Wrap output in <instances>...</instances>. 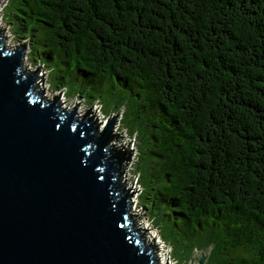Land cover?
I'll return each instance as SVG.
<instances>
[{"label": "trees", "instance_id": "trees-1", "mask_svg": "<svg viewBox=\"0 0 264 264\" xmlns=\"http://www.w3.org/2000/svg\"><path fill=\"white\" fill-rule=\"evenodd\" d=\"M3 13L49 73L52 60L141 97L134 136L144 128L157 147L149 220L172 246L195 239L206 264H264V0H10Z\"/></svg>", "mask_w": 264, "mask_h": 264}, {"label": "water", "instance_id": "water-1", "mask_svg": "<svg viewBox=\"0 0 264 264\" xmlns=\"http://www.w3.org/2000/svg\"><path fill=\"white\" fill-rule=\"evenodd\" d=\"M25 52L0 39V264H156L132 219L116 117L101 130L45 98ZM210 250L190 264H205Z\"/></svg>", "mask_w": 264, "mask_h": 264}, {"label": "rangeland", "instance_id": "rangeland-1", "mask_svg": "<svg viewBox=\"0 0 264 264\" xmlns=\"http://www.w3.org/2000/svg\"><path fill=\"white\" fill-rule=\"evenodd\" d=\"M9 1L10 0H0V24L6 27L7 36L10 38V43L16 46V44L20 43L16 39L20 38L14 35L13 30L17 29L16 27L13 29L11 24L5 22V15L3 13ZM41 38L42 34L40 32H37L36 36L34 37V45L32 46L35 48V50H40L42 54V60L47 61L48 59L45 53L47 46L44 42L41 41ZM20 40L23 41V39ZM25 41L27 43V53L25 56L24 64L30 71H34L33 69H36L37 66H41V69L39 70V76L43 80H45V82L43 83L44 86L48 88L49 94H51V96H49L50 99L54 98V96L59 97L57 93L62 91L56 90V87L59 84H63L61 90H64V93L69 98V100L78 95V92L83 93L85 98L82 99L77 96L73 98L74 101L71 99L73 104L70 105V107L78 104L81 107L80 112L82 113V115L90 113L93 118L98 121L101 130L106 126L108 120L113 115L116 117L113 126L115 136L121 143L133 150L130 162L127 167L126 177L130 187L133 190L135 211L141 214L142 218L140 219V221L142 222V226L144 228L147 227L146 229L148 231L149 237L151 233V238H153L155 242H157V249L162 256L163 263L190 264V261H183V257H186L187 259L190 255L189 258H191L194 251L195 257L193 261L197 262V258L201 250L205 251L206 253L208 252L207 250L202 248H196L193 251H190L192 249V245L198 243V240L190 239L188 242H185L183 244L174 243V245L172 246L171 242L167 241L163 237L160 230L158 231L152 224L151 220H149V218H151L150 213L153 209L152 197L154 196L155 199L157 198L156 189L152 190L151 188L158 186L153 175L154 173H157V171L156 169H153V167L145 169L144 165L147 163L148 165L154 163V161H151L150 156L152 155L150 151L154 149L156 150L157 147L155 146V139L151 137V134L148 131H144V128L141 129V133L138 139L134 136L135 129L141 128V123H145L146 118L144 119V117L146 114H148L146 110H143V119H141L140 117H136V114H141L140 112H136L139 109V102L141 101V97L135 95L131 88H122L121 85H116L112 79L105 81H92V83L85 82L83 79L79 78L75 72L70 73L69 71H60V69H63L64 67L61 65L60 67H57V65L52 60L48 62L51 68V72L49 73L46 68L47 66L45 67V65L40 62L39 59L41 58L37 52L35 54H31V58L36 55L35 59L37 60L32 61V59H30L29 56L31 48L28 44L29 41ZM63 74L65 75V79L60 77ZM62 96L63 98H65L63 94ZM97 99H100L102 103H100V101H98ZM121 104L124 105L120 107V109L119 106ZM154 156L155 154L153 155V157ZM146 189H150L146 196L151 199L145 200V204H149L151 206L149 210L148 207L144 206V202L142 201V196L145 194L144 192ZM163 213L164 211H162V214ZM181 231L182 230H180V232Z\"/></svg>", "mask_w": 264, "mask_h": 264}, {"label": "clouds", "instance_id": "clouds-1", "mask_svg": "<svg viewBox=\"0 0 264 264\" xmlns=\"http://www.w3.org/2000/svg\"><path fill=\"white\" fill-rule=\"evenodd\" d=\"M0 32H3V33H7V29H6V27L5 26H2L1 24H0ZM9 38V37H8ZM7 43L9 44V46H14V45H12L11 43H10V38L9 39H7ZM19 45H25V44H23V43H18V44H16V46H19ZM26 46V49H27V45H25ZM26 53H27V50H26ZM25 65V64H24ZM26 67V66H25ZM28 69V68H27ZM39 69H41L40 67H39ZM34 70V72H37V73H39V70L36 68V69H33ZM63 93H64V91H62ZM58 95H59V101H60V103H62L63 102V100H62V97H61V92H59V93H57ZM56 94V95H57ZM53 95H55V94H53ZM49 96H51L48 92H47V89H46V87L44 86V97L45 98H47V99H50L49 98ZM64 96L65 97H67L66 95H65V93H64ZM55 97V96H54ZM72 100H74L73 98H71ZM69 100V98L67 97L66 98V100L68 101V103H65L66 105L63 107V108H65V109H72V108H74L75 106L77 107V113L78 114H82L81 112H80V109H81V107L78 105V104H76V105H74V106H72V107H70V105H72L73 104V102H72V100ZM92 111V110H91ZM89 114V116L90 117H92L93 118V116L90 114V113H88ZM94 119V118H93ZM141 215V214H140ZM140 215H139V213L137 212V211H135V207H134V201H132V219H133V222H134V224H135V226L137 227V229L140 231V232H142L144 235H145V237L148 239V241L152 244V246L153 247H155L156 249H157V242H155V240L153 239V238H151L152 236H151V233H150V237H149V235H148V231H147V227L146 228H144L143 226H142V222L140 221ZM147 226V225H146Z\"/></svg>", "mask_w": 264, "mask_h": 264}, {"label": "built area", "instance_id": "built-area-1", "mask_svg": "<svg viewBox=\"0 0 264 264\" xmlns=\"http://www.w3.org/2000/svg\"><path fill=\"white\" fill-rule=\"evenodd\" d=\"M43 74V73H42ZM43 82H45V80H43ZM46 89H47V92L49 93V90H48V88L46 87ZM63 95H64V93L63 92H61ZM62 94H61V97H62V100H63V102H65V103H68V101L65 99V98H63V96H62ZM51 95V94H50ZM53 95V94H52ZM74 101V100H73ZM162 257V256H161ZM162 262H163V260H162ZM164 264V263H163Z\"/></svg>", "mask_w": 264, "mask_h": 264}, {"label": "bare ground", "instance_id": "bare-ground-1", "mask_svg": "<svg viewBox=\"0 0 264 264\" xmlns=\"http://www.w3.org/2000/svg\"><path fill=\"white\" fill-rule=\"evenodd\" d=\"M39 75V73H37ZM61 105L64 107L66 104L64 102L61 103ZM152 236V235H151Z\"/></svg>", "mask_w": 264, "mask_h": 264}]
</instances>
